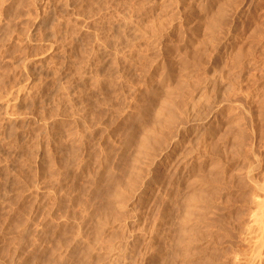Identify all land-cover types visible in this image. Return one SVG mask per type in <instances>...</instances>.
Returning <instances> with one entry per match:
<instances>
[{"label":"rangeland","instance_id":"1","mask_svg":"<svg viewBox=\"0 0 264 264\" xmlns=\"http://www.w3.org/2000/svg\"><path fill=\"white\" fill-rule=\"evenodd\" d=\"M226 40L234 41V54L221 64L216 50ZM263 59L264 0H0V102L29 87L35 92L27 106L8 108L15 123H3L0 106V264H112L106 245L118 249L114 234L124 229L103 206L111 205L169 90L177 114L186 92L217 77L243 120ZM213 130L221 142L224 125ZM255 144L263 162L264 135ZM200 164L172 179L170 198L161 199L169 218L190 192L189 179L202 173Z\"/></svg>","mask_w":264,"mask_h":264},{"label":"bare ground","instance_id":"2","mask_svg":"<svg viewBox=\"0 0 264 264\" xmlns=\"http://www.w3.org/2000/svg\"><path fill=\"white\" fill-rule=\"evenodd\" d=\"M231 40L219 44V49L216 50V57L219 61L225 57L226 61L230 55L234 54L235 43ZM208 59L211 58L208 57ZM251 60L246 62V67H248L246 70L249 72L252 69ZM37 61L39 62V60ZM208 62L210 63V61ZM43 66L42 64V68ZM45 69L47 71V68ZM38 71L40 70L38 69ZM39 74L41 75L42 71ZM250 76L247 75L248 78L245 80L251 82ZM215 78L211 77L206 82L204 81L203 85L197 86L189 93L186 92L180 101L177 100L179 101L177 114L170 110L172 108L169 107V103L173 102L171 100L173 94L170 96L171 91L169 90V95L164 97L159 108L155 109L156 120H152L155 123L153 125L151 123L150 127H145V135L144 133L141 134L137 151L129 160L126 168H123L125 173H123L122 178L120 177L121 179L110 194L114 201L111 200V197L108 199L111 200L110 203L107 201L108 204L115 205L114 208L108 204H106L108 206H103L105 207L103 208L105 214L115 218L112 223L115 221L122 223L118 230L121 229V226L124 229L122 233L119 230V236L117 233L114 234L117 238L119 237L116 238L119 241V243L117 242L119 245H116V248L119 247L118 249L113 247L111 249L112 245L110 248L108 244L106 245L108 246L106 249H109L107 252L111 251L112 254L110 255L108 252V255H105L106 257L110 256L112 264H218L220 262L217 261V254L221 255L222 253L226 254L227 259L226 263L223 262V264H264V161L261 162V154L256 152L258 149L256 150L257 145L255 144L259 137L264 135V74L263 77L260 76L261 80H257L259 82L255 84L256 86L254 85V89L246 88V90H250L245 96L248 107L246 110L244 108L243 120L234 114V107L232 106L233 104L235 106V103L231 99V89L228 88V85L226 87L222 80ZM34 80L36 81L35 78ZM44 80L46 81V79ZM209 90L211 94L207 95ZM246 90L243 91L246 92ZM30 91L29 87L26 90L23 89L22 92L18 91L9 96L5 95L7 97L0 102V106L6 109L4 115L2 114L4 124L15 123L16 119H14L12 111H8V108L16 104L25 105ZM33 99L35 100L34 97ZM177 101L175 100V102ZM241 109L243 110V107ZM242 110L237 112L242 113ZM220 123L224 125L225 132L219 137L221 142L219 140L217 142L212 131ZM5 126L7 127V125ZM249 132H251L250 137L252 139H247ZM152 140V145L147 149L146 147L150 145ZM248 140H253V143H249ZM135 144L137 145V143ZM143 156L146 157L145 161H143ZM224 158L229 159L226 165ZM200 163L203 165L202 173L195 174L189 179L190 181L188 180L191 186L190 192L186 194L182 202L179 200L178 203L175 202L177 207L175 206V211L174 213L171 212L169 218L168 205H163L161 199L165 195L170 198L168 189L173 183L172 179H180L189 167ZM124 183H126V187ZM166 215L168 218L165 217ZM171 218L173 222L166 225L172 220ZM164 219L165 222L167 221L166 224L163 223Z\"/></svg>","mask_w":264,"mask_h":264}]
</instances>
